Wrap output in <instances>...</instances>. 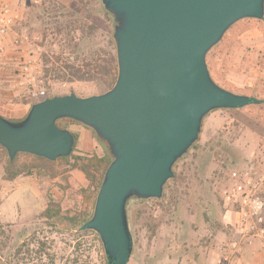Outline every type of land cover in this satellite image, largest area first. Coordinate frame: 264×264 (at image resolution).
<instances>
[{
    "label": "rangeland",
    "instance_id": "1",
    "mask_svg": "<svg viewBox=\"0 0 264 264\" xmlns=\"http://www.w3.org/2000/svg\"><path fill=\"white\" fill-rule=\"evenodd\" d=\"M99 1L18 0L15 9L19 22L5 38H0V113L3 117L19 120L30 107L22 103L28 100L27 86L19 85V70L25 63L41 71L48 97L71 92L78 97L103 93L97 83H66L55 79L53 74L44 78L42 63L43 54L57 55L65 47L62 38L53 35L51 29L43 39L44 4L45 8L53 5L64 14L71 11L90 14ZM221 41L210 51L211 77L236 93L249 95V90L264 80V36L255 29L243 35L233 31ZM59 67L60 64L55 66ZM250 107L254 106L240 112L216 111L204 119L199 140L174 168L186 178L179 188L176 207L156 200L130 204L128 219L133 238L130 264H218L224 257L229 258L230 264H264V209L262 230L256 234L250 222L240 233L233 225L235 217L226 214L227 210H240V205L229 204L223 198L234 185L231 174L236 172L239 180H244L254 196L264 203L261 197L264 193V108ZM65 124L59 122L61 126ZM93 140L92 152L83 153L75 147L72 154L101 171L109 164L110 157L106 148ZM5 161V156L0 157V179ZM22 164L38 163L20 156L17 166ZM53 168L57 175L54 179L45 177L38 169L28 174L23 172L25 177L36 179L33 185H42L41 189L37 186L39 198L23 196L27 190L22 186L5 201L6 205L18 203L19 209L8 220L0 218V264H103L100 241L92 235L75 234L92 215L94 191L82 173L71 170L67 162L55 163ZM76 175H81V179ZM242 207L246 213L249 211L246 206ZM47 208L51 209L50 218L44 216ZM5 209L4 206L3 214ZM80 218L83 222L74 224ZM234 240L242 248L237 255H231L229 250Z\"/></svg>",
    "mask_w": 264,
    "mask_h": 264
},
{
    "label": "water",
    "instance_id": "2",
    "mask_svg": "<svg viewBox=\"0 0 264 264\" xmlns=\"http://www.w3.org/2000/svg\"><path fill=\"white\" fill-rule=\"evenodd\" d=\"M101 6L113 22V86L88 97L45 98L19 120L0 115V147L10 163L19 154L55 163L75 147L58 122L88 129L110 163L78 231L98 237L106 264H130V204L162 199L207 116L263 104L218 85L206 59L234 25L264 20V0H101Z\"/></svg>",
    "mask_w": 264,
    "mask_h": 264
},
{
    "label": "trees",
    "instance_id": "3",
    "mask_svg": "<svg viewBox=\"0 0 264 264\" xmlns=\"http://www.w3.org/2000/svg\"><path fill=\"white\" fill-rule=\"evenodd\" d=\"M42 11L44 13L43 17L45 18H42V20L47 21L42 22L43 39L45 40L47 37V30L51 29L54 31L53 35L55 34L56 37L62 38V41H64L65 45L63 49L59 50L57 55L43 54L42 63L44 65V78H47L50 74H53V76H55V79H60L62 82L97 83L103 89V92L109 90L116 80L117 63L115 46L112 40L113 22L110 16L103 10L101 6V1L98 2V6L96 9L94 8V10H90L92 12L90 14L87 13L88 11L85 14H82L81 12L72 11L68 12L67 14H64L58 12L57 8H55L53 5H51L50 8H45V4L42 8ZM251 28H256L264 36V20H244L234 25L227 32L223 39H225V37L233 31H236L238 34H242L245 30ZM73 33L77 34V38L75 37L76 35H74ZM58 42H61V40H58ZM216 48L217 46L214 49ZM211 52L207 55L206 59L210 71V60L212 56ZM57 64H60V67L58 69L55 68ZM213 80L222 88L232 91L218 83L214 78ZM258 83L261 84H256L252 89H250L249 95H243L251 96L258 100H261L263 104L250 108L262 110L264 108V80H259ZM27 97L28 100L22 102L25 106H31L32 104L39 102L36 100H32L28 94ZM241 110L243 109L237 110L236 112H240ZM68 122L70 124H73V122L71 121ZM58 126L63 129H67L68 124L61 126L58 122ZM72 135L75 139L76 147L77 135L73 133ZM3 156L6 157L5 166L2 167L4 174L3 178L6 180H12L15 177L19 176L25 177V174H23V172H27L28 174L29 171L32 169H38L43 173L45 177H48L49 179H54L57 177V175L53 172V167L55 163L67 162L71 170H77L82 173V175L88 181L90 188H92V190L94 191V195H96L98 192L104 172L108 166L106 165L101 171H98L97 169H95V166L86 163L84 158L77 157L73 154H71L66 159L58 160L55 163L48 162L42 158L19 154L16 156L13 162L10 163L6 152L0 147V157L3 159ZM20 156L30 157L35 160L38 164H34L31 166L22 164L21 166H17L19 163ZM185 180V176L181 173L175 172L174 169V178L169 181L165 186L162 200L159 202H155L160 204L167 203L168 207H176L180 199L179 188L181 184H184ZM261 197H264V193H261ZM142 203L143 202H138L137 204ZM219 203H223L220 196ZM44 216L48 218L52 216L50 208H47V210L44 212ZM83 218L77 219L74 224H79L83 222ZM130 230L132 233V225L130 226ZM75 234L81 237L92 235L96 237V239H98V237L92 232L78 231ZM101 249L103 251L102 246ZM103 264H106L105 256H103Z\"/></svg>",
    "mask_w": 264,
    "mask_h": 264
},
{
    "label": "built area",
    "instance_id": "4",
    "mask_svg": "<svg viewBox=\"0 0 264 264\" xmlns=\"http://www.w3.org/2000/svg\"><path fill=\"white\" fill-rule=\"evenodd\" d=\"M18 5V0H0V38H5L11 32L15 25L19 22V15L16 13L15 7ZM21 43V42H20ZM41 76V71L33 70L30 63H25L19 70V85L27 86V93L32 100L41 101L48 98L44 80ZM232 180L235 182L229 191H226L223 198L229 204L240 205V210L226 211L235 217L233 221L240 233L252 223V229H256V234L261 231L263 223L262 212L264 203L259 197H255L250 186L239 180L236 172L231 174ZM18 185L10 186V184L0 182V218H2L1 204L4 202L16 189ZM242 206H246L249 211L246 213ZM233 226V227H235ZM230 254L237 255L241 253L242 248L238 241L234 240L229 246ZM229 258H222L218 264H230Z\"/></svg>",
    "mask_w": 264,
    "mask_h": 264
},
{
    "label": "crops",
    "instance_id": "5",
    "mask_svg": "<svg viewBox=\"0 0 264 264\" xmlns=\"http://www.w3.org/2000/svg\"><path fill=\"white\" fill-rule=\"evenodd\" d=\"M253 29L257 30L256 28L247 29V30H245L242 33V35L245 34V33H247V32H249V31H251V30H253ZM27 111L28 110H26V111L24 110V114H23V111H22V114L23 115L19 119H22L26 115ZM0 115L3 116L2 113H0ZM64 123L68 124L66 130H68L71 133L77 135V145H76V147L78 149L80 148V150L83 153H90V152H92V149H93V141H94L93 140L94 139L93 134L88 129L82 127L81 125H77L74 122H73L74 125L73 124H70L67 120H64ZM71 174L73 175L74 172H72ZM3 175L4 174H3V168H2V173H1V179L2 180L0 179L1 180L0 182L6 183V184H10V186H12V187L15 186V185H18V187L16 189H14L12 191V193L14 191H16V190L21 189L22 186H23L27 190V193L25 195H23V196H26L27 195V196L31 197L32 199H34V200L40 197L41 194L39 192H40V189L42 188L41 187L42 185L41 186L40 185H33V180L36 182V179H30L29 177L19 176V177H15L12 180H6V179L3 178ZM81 177H82L81 175H76V178L77 179H81ZM37 186H39L40 189L37 188ZM23 196H21V198ZM5 201L2 202V204H1V210H2V208L4 206L6 207V209L4 211V214H3V210H2V214H3L2 215V220H8L9 217H10V214L12 216V214L13 213H16L18 211L17 209H19V204L18 203H15V204L13 203L14 205L13 204L12 205H8V204L6 205L5 204ZM18 201H19V199H18Z\"/></svg>",
    "mask_w": 264,
    "mask_h": 264
}]
</instances>
